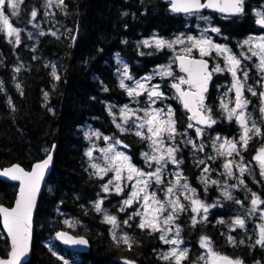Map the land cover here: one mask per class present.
Returning <instances> with one entry per match:
<instances>
[{"label": "trees", "instance_id": "1", "mask_svg": "<svg viewBox=\"0 0 264 264\" xmlns=\"http://www.w3.org/2000/svg\"><path fill=\"white\" fill-rule=\"evenodd\" d=\"M45 4V0H22L15 16L4 9L11 23L20 28L19 46L9 43L0 33V167L17 163L30 169L55 145L53 169L36 209L31 257L26 264H63V259H57L58 254L66 257L68 264H74V260L82 264H124L122 261L126 260L132 264H165L159 256L167 251V245L161 243L159 233L149 234L147 229L142 231L136 227L139 217L129 221L131 227L125 226L123 221L134 209L131 207L120 212L124 196L104 193L105 179L91 174L85 155L88 139L84 126L92 124L99 131L119 137L127 145L133 161L143 165L141 153L148 149L147 144L132 132L119 133L112 115H109L110 102L117 104L129 99L119 86L116 73L119 67H116L120 60H126L131 71H149L166 63L171 53L166 48L157 51L155 47H144L142 41L152 37L170 40L180 34H197L210 27L220 29V34L208 32L217 44L227 46L238 55L247 53L246 47L240 45L249 36L261 32L253 10L264 7V0H245L244 13L232 18L209 13L175 15L165 0H64L63 8L55 4L46 8ZM33 10L37 11L35 21H31ZM199 16L209 17L212 21L197 19ZM41 31L45 35H39ZM53 32L55 36L51 34ZM219 58L212 57V63H220ZM52 65L56 67L58 80L52 76ZM243 65L249 73L247 85L260 91L257 69L250 62ZM16 68L20 71H15ZM174 74V77L181 76L177 71ZM172 80L164 79V86L168 87ZM231 80L227 72L225 76L216 74L205 101L217 121L212 128L205 129L202 137L207 155L193 154L190 145L180 144L178 157L184 160L180 167L190 185L206 204L220 205L210 209L207 220L195 227L191 224L190 209L180 214L177 224L181 227L183 246L188 248V259L183 264L199 260L201 236L209 237L214 251L232 260L242 261V264L264 262V248L255 245V225L260 219L257 214L249 216L247 209L251 207L252 192L264 199V177L260 176L258 166L252 160L256 149L264 145V136L253 137L248 150L243 152L244 162L250 165V171L243 177L235 170L232 179L220 174L224 171L225 157H217L215 161L207 159V156H216L212 141L217 136L239 140V126L234 120L229 121L220 108L222 98L218 91ZM168 91L173 92L170 86ZM233 96L231 93L230 99L224 100H234ZM245 97L250 101L247 113L264 131V117L258 111V95L252 96L246 91ZM170 104L176 113L178 131H186L195 139L194 129L187 128V114L180 103L173 98ZM180 140L178 136L177 142ZM200 142L196 140L197 144ZM201 156L213 169L210 179L221 182L219 187L212 185L205 191L200 180L204 165L194 163ZM237 177L244 180V185L230 188L234 199L225 200L221 188L225 183L237 184ZM16 193V185L0 181V206L11 207ZM99 199L104 200L102 207L106 212L117 217V234L126 233L134 241L131 250L113 242L111 226L103 223L102 214L93 209V203ZM235 200L242 203L237 204ZM237 216L246 218V227L229 231ZM65 220L75 221L77 226L68 228ZM218 220L224 223H217ZM60 231L86 238L89 248L77 252L62 246L56 239V233ZM228 236L234 238L235 244L228 242ZM241 240L244 243H240ZM53 246L56 255H53ZM8 251V241L0 226V256L5 258Z\"/></svg>", "mask_w": 264, "mask_h": 264}, {"label": "snow or ice", "instance_id": "2", "mask_svg": "<svg viewBox=\"0 0 264 264\" xmlns=\"http://www.w3.org/2000/svg\"><path fill=\"white\" fill-rule=\"evenodd\" d=\"M22 0H0V33L14 46H19L21 43L20 29L13 26L9 16L5 14L4 9H11L13 16L18 15V8ZM53 3L56 7H65L64 0H46L45 7L50 8ZM202 9H211L215 12L225 14L226 16H238L244 13V0H170V10L173 13H185L186 15H195ZM46 15L50 13H45ZM257 19L255 23L264 29V13L256 11ZM31 21L37 18V11L31 12ZM201 20L207 21L209 18L205 16L198 17ZM34 27L37 25H33ZM212 32L220 34V29L210 27L203 29L199 38L188 36L186 40L182 37H177L175 40H165L159 37H153L151 40H144V47H155L157 51L164 48L174 49L177 44L187 43L189 46L182 51L184 55H177L174 62H178L179 70L184 75L174 77L171 71V66H160L152 75L145 76L140 80L134 79L128 70L127 65H123L119 72V86L126 92L129 98L137 104L141 103L139 97L146 96L144 102L145 107L133 109L128 105L120 109L119 123H116V118L109 109V115H113V122L116 123L117 129L121 134L132 132L141 141L147 144V151L141 153V158L145 165L150 170H143L133 164L129 155L119 148H126L127 145L118 138L110 136H102L101 133L93 131L87 135L89 140L92 137L103 139L106 147L97 148L93 145L88 148L85 155L89 161V168L92 169V175L103 180L109 173L112 174L111 179L102 185V191L106 194L114 192L116 195H125L121 201L119 211L124 212L131 208L134 204L139 207L124 220L125 226L131 227L129 221L139 217V223L136 225L142 231L147 229L149 234L159 233V240L162 244L169 245L167 251L160 254L159 259L165 264H183L188 259V248L182 247L184 241L181 237V227L177 224L180 214L191 211L190 217L192 227L198 223H203L207 220V213L210 208L218 207L219 204H206L201 200L195 188L187 181V177L183 174L181 165L184 163L183 158L178 157L181 152L180 144L185 147L191 146L193 154L196 152H204L205 145L202 137L205 135V129L212 128L217 121L213 118L212 109L205 104L209 84L212 81L214 73L227 72L231 75V84L228 87L225 96L229 92L234 93V100L221 99L220 108L229 121H235L239 126V140L222 139L217 136L212 141L213 150L216 156H207L208 160H213L217 157H225L223 163L224 171L220 173L226 179H232L235 172L239 173L240 177L250 171V165L244 162L243 152L248 150L249 143L253 137L264 136V131L261 127L252 120L247 113L250 101L246 99L245 92L247 91L252 96L259 95L260 108L259 111L264 117V92L257 93L253 86L247 85L249 73L245 70L242 64L243 60H251L256 58L258 63L256 68L260 74V86L264 87V36L259 38L250 37L243 41L241 48H247V53H241L238 58L232 53V50L225 45L215 44L212 39L204 35V32ZM56 35L55 32L51 33ZM31 35V34H29ZM39 35L45 33L41 31ZM72 39H75L74 37ZM198 51L201 59L192 57L193 51ZM224 60V66L219 64L216 67L209 69L208 62L203 59L205 56H211L212 53ZM144 53H141L143 55ZM119 62V57H117ZM52 76L54 79H59L55 65H52ZM19 72L20 69L16 68ZM155 76H159L162 80L169 77L173 78L170 87L174 92L176 99L184 108L188 124V129H194L195 139L188 136L185 131L179 132L177 129L176 113L173 108L168 105L165 107H156L158 101L168 99L165 93L161 90L160 84H152L151 81ZM125 81H132V85H128ZM17 89L20 85L17 84ZM107 91V88H105ZM47 97V93H45ZM232 104V107H229ZM181 140L177 142V137ZM186 137V139H185ZM196 140H201L199 144ZM94 151H99L101 156L96 158L93 156ZM235 157H239L236 160ZM252 160L260 170V176L264 177V145L256 149ZM52 161V156L49 154L46 159L34 165L30 172L24 171L19 166L0 171V176L7 177L14 181H19V195L15 201V206L11 209L0 206V222L3 229L7 232V238H10L11 247L7 259H0V264H22V259L27 256L30 247V240L33 226V211L36 207V195L40 190V183L44 178L45 170L49 167ZM194 163L204 165L200 180L204 185L205 191L212 186H220V181L210 179V173L213 171L205 159L197 158ZM172 166L169 171L168 166ZM235 170V172H234ZM170 177V178H168ZM237 184H224L221 188V196L225 200H233L230 188H237L244 185V180L237 177ZM153 185L155 189L153 190ZM129 189L125 193V189ZM158 192H163V198L158 195ZM184 201L188 204L185 205ZM237 204H241L240 200H235ZM103 199H99L93 203V209L96 213L102 214V222L111 226L110 235L114 243L126 245L131 250L134 241L125 234H117L119 221L114 215H109L102 207ZM251 207L248 209L249 216L258 213L260 220L264 221V199L255 192L251 194ZM65 225L68 228L74 229L77 222L65 220ZM217 223H224L223 220H218ZM246 227V218L237 216L232 220L229 231H235L237 228L244 229ZM257 238L255 245L264 248V223L257 226ZM56 239L62 241L65 245L87 246L88 240L84 237H74L66 232L60 231L56 233ZM230 244H235L232 236L227 237ZM240 243H244L243 240ZM200 248L204 249L206 256H201L205 264H242V261L232 260L227 256L220 255L212 248V241L207 236H201L199 240ZM53 255H56L53 251ZM57 259H61L57 256ZM63 264H68L67 260H63ZM124 264H132L130 261H125Z\"/></svg>", "mask_w": 264, "mask_h": 264}, {"label": "rangeland", "instance_id": "3", "mask_svg": "<svg viewBox=\"0 0 264 264\" xmlns=\"http://www.w3.org/2000/svg\"><path fill=\"white\" fill-rule=\"evenodd\" d=\"M244 1H245V0H244ZM45 2H46V0H45ZM53 4H55V3H53ZM52 6H53V5H52ZM52 6H51V7H52ZM7 10H8V12L11 13V9H7ZM256 11H261L262 13H264V7H262V8H258V9H254V10H253L254 13H255ZM5 14H6V12H5ZM197 19H199V18H197ZM197 19H196V20H197ZM10 22H11V21H10ZM207 22H208V23H211V19L209 18V19L207 20ZM12 24H13V23H12ZM196 24H198V22H197ZM13 26L16 27L14 24H13ZM33 27H34V26H33ZM16 28L20 29L19 27H16ZM205 29H207V28H205ZM260 31H261V32H260L259 34L256 33V34L251 35L250 37H253V38H259V37H261V36H264V29H261ZM201 32H202V30H200L199 33H197V34H180V35L176 36L174 39H170L169 41H171V40H175L177 37H182V38H184L185 40H186V38H187L188 36H193L194 38H199V37L201 36ZM208 32H209V31H208ZM208 32H204V35L207 36V37H209L210 39H212V38L208 35ZM250 37H249V38H250ZM152 38H153V37H152ZM249 38H248V39H249ZM147 40H151V39H147ZM212 41H213L215 44H217L214 40H212ZM188 46H189V45H188L187 43H185V44H177V45H175V46H174V49H168V48H166V49H168V50L170 51V53H171V56L169 57V60H168L166 63H164L163 65L161 64V65H159V66H157V67H153V68H151L149 71H145V72H141V73H138V72L133 71V70L131 71V66H130V64H129L126 60H120V65H118V66L116 67V68L119 67V68L116 70V73H117V77H118L119 82H120L119 72H120V70L122 69L123 65H127L130 75H131L134 79H136V80H140L141 78H143V77H145V76L152 75V74L155 72V70H156L158 67H160V66H169V65H170V66H171V71L173 72V75H175L174 72L176 71V67H175L174 58H175V56H177V55L185 54L182 50H183L184 48L188 47ZM246 50H247V48H246ZM247 51H248V50H247ZM195 52L199 53L198 51H195V50H194V51L192 52L191 55L195 54ZM232 53H233V52H232ZM233 54H234V55H237L238 58H241V59H242V57H240V55H238V54H236V53H233ZM212 55L217 56L214 52L212 53ZM212 55H211V56H212ZM199 56H200V55H199ZM192 57H193V56H192ZM217 57H219V56H217ZM219 59L221 60V62H220V63L217 62L216 64H215V62H213V63L211 64V68H210V70H211L212 68L216 67L217 64H219L221 67L224 66V60H223L222 58H219ZM248 62H250L252 65H254L255 68H256V64L258 63V61L256 60L255 57H253L251 60H243V59H242V64H244V63H248ZM256 69H257V68H256ZM257 72H258V71H257ZM214 74H215V75L217 74V75L225 76V72H223V73H214ZM214 74H213V76H214ZM228 74H229V73H228ZM258 75L260 76L259 73H258ZM177 77H179V76H177ZM230 77H231V75H230ZM169 78L172 79V77H169ZM231 79H232V77H231ZM172 82H173V80L170 81V82H168V87L171 85ZM125 83L128 84V85H130V86L132 85V81H125ZM151 83H152V84H160V85H161V90L165 93V95H166L167 97H169L168 99H164V100L158 101L157 104H156V107H165V106H168V105H170V106L172 107V105L170 104V100L173 99L172 97H174V92H172V91H168V87H167V86H164V79L162 80L159 76H155L154 79L151 81ZM230 84H231V83H230ZM230 84H224V85H223V88H220V91H218V92H219V96H220V98H223V99L228 98V99H230V95H231L230 92L228 93L227 96L224 95V93L227 92L228 87L230 86ZM256 91H257V90H256ZM259 92H264V87H261V90H260V91H257V93H259ZM125 94H126V92H125ZM126 95H127V94H126ZM233 95H234V93H233ZM127 97H128V95H127ZM233 97H234V96H233ZM258 97H259V95H258ZM146 100H147V97H146V96H141V97H139V101L141 102V103H139V104L133 102V101L131 100V98H129L127 101H124L123 103L113 104L112 102H110V103L108 104V110L111 108V111H112V113L114 114V116H115V118H116V123H119V122H120V121H119L120 109H121L123 106L128 105L129 107H131V108H133V109H136V108H138V107L142 108V107H145V106H146V104L144 103ZM115 106H116V107H115ZM172 108H173V107H172ZM259 108H260V100H258V111H259ZM115 109H116V110H115ZM259 113H260V111H259ZM112 118H113V115H112ZM251 118H252V117H251ZM252 120H253V118H252ZM116 123H115V125H116ZM116 128H117V127H116ZM116 130H118V129H116ZM93 131H96V132L101 133L102 136H110V137H115V138L120 139L119 137H116V136H114V135L107 134V133H105V132H103V131H99V130H97L96 128H94V126H93L92 124H88V125L84 126V134H85L86 136H87L88 134H90L91 132H93ZM118 131H119V130H118ZM119 133H121V132L119 131ZM125 133H127V132H125ZM87 139H88V138H87ZM120 140H121V139H120ZM121 141H122V140H121ZM93 145L97 146V148H104V147H106V145H105V143H104V141H103L102 138H101V139H96V137L93 136L91 140L88 139V141H87L86 151L88 150L89 147H91V146H93ZM118 150H119V151H123L125 154L129 155L130 158H131V160H132V162H133V164L136 165L137 167H139V168H141V169H143V170H146V171H147V170H150V169L147 168V166L145 165V163H144L143 165H138V164H136V163L133 161L131 155L129 154L127 148H119V147H118ZM147 150H148V149H147ZM147 150H146V151H147ZM201 154H202V156H203V155H207V154H206V151L201 152ZM93 156L96 157V158H100L101 154H100L99 151H94V152H93ZM202 156H201L200 159H206L205 157H202ZM199 157H200V156H199ZM168 169H169V171H171V170H172V166L169 165V166H168ZM111 176H112V174L109 173L107 176L104 177V179H105L104 184L107 183V181H108L109 179H111ZM168 178H170V177H168ZM187 181H188V179H187ZM188 183H189V181H188ZM189 184H190V183H189ZM154 190H156V189H154ZM128 191H129V189L126 188V189H125V193H127ZM108 194H111V193H108ZM158 195H159L161 198H163V192H158ZM121 196H124V198H125V195H124V194H122ZM181 200H182L183 203L185 202V201L183 200V197H181ZM138 207H139V206L136 205V204H134V205L132 206V208L134 209V211H135ZM261 207L264 208V206H261ZM249 208H250V207H249ZM249 208H247V209H249ZM210 209H213V208H210ZM257 215H258V213H257ZM258 217H259V215H258ZM259 219H260V218H259ZM261 223H264V221L260 220V222L257 223V224L255 225V228L257 229V226H258L259 224H261ZM250 228H251V226H250ZM257 231H258V229H257ZM120 234H122V233H120ZM120 234H118V235H120ZM52 241H53V240H52ZM51 243H53V242H50V244H51ZM169 247H170V246L167 245V250H168ZM182 247H186V246H183V245H182ZM53 248H54V251H55V247H54V246H53ZM213 250H214V249H213ZM200 252H202V253H201V256H206V253H205L204 249H202V251H200ZM56 253H57V251H56ZM58 256H60L61 259L66 260V257L63 258V255H62V254H58ZM201 256H200V257H201ZM189 264H205V262H204V260H201V259L199 258V260H197V261H195V262H192V263H189ZM261 264H264V262L261 263Z\"/></svg>", "mask_w": 264, "mask_h": 264}, {"label": "water", "instance_id": "4", "mask_svg": "<svg viewBox=\"0 0 264 264\" xmlns=\"http://www.w3.org/2000/svg\"><path fill=\"white\" fill-rule=\"evenodd\" d=\"M167 1L170 2V0H167ZM204 10H207L208 12H211V13H218V14H221V15H223V16H226L225 14H222V13H219V12H215V11H213V10H211V9H202L201 11H204ZM201 11H200V12H201ZM175 14L183 15V14H185V13H175ZM226 17H236V16H226ZM195 59H201V58H195ZM204 60H205V59H204ZM206 61L208 62L209 69H210L209 61H208V60H206ZM176 70H177L178 73L184 75V74L181 73L180 70H179V64H178V62H176ZM213 79H214V77L212 76V81H211L210 84H209V90H208V92H209L210 89H211V85H212ZM180 105H181V104H180ZM181 107H182V105H181ZM182 110L185 112V110H184L183 107H182ZM185 113H186V112H185ZM54 153H55V145H53L51 151H50V152H49V153H48L43 159H41V160H39V161L33 163V164L31 165L30 169H26V168L22 167L21 165H19V164H17V163L12 164V165H9V166H6V167H3V168L0 167V171H2V170H4V169L10 168V167H12V166H19V167H21L22 169H24V171H26V172H30L36 163L41 162V161H43L44 159H46L47 156H48L49 154H51V156H52V161H51L49 167L45 170L44 178H43V180H42L41 183H40V190L38 191V193H37V195H36V207H35V209H34V211H33V226H32V234H31V240H30L29 252H28L27 256L24 257V258L22 259V264H26V263H28L29 260H30V257H31V250H32V243H33V232H34V217H35V214H36V209H37V207H38V202H39L40 196H41V194H42L43 188L45 187L46 182H47L48 178L50 177V174H51L52 169H53ZM0 181L5 182V183H8V184H14V185H17V193H16L15 200H14L12 206H11V207H6V206H4V205H1L2 207H5V208H9V209H11L12 207L15 206V201H16L18 195H19V189H20L19 181H14V180H11V179H9V178H7V177H2V176H0ZM0 225H1V229H2L3 235H4V237L7 239V241H8V245H9V251H8L7 256H6L5 258H3V257L0 256V259H7V258H8V255H9V252H10L11 241H10V238H7V232L3 229L2 222H0ZM66 233H68V232H66ZM68 234H70V233H68ZM70 235H71V234H70ZM72 236H73V235H72ZM74 237H75V236H74ZM85 239H86V238H85ZM58 241H59V240H58ZM59 243H61V244H62L63 246H65V247L72 248V249L77 250V251H86V250L88 249V247H89V242H88V245H87V246L65 245L62 241H59ZM229 258H230V257H229ZM122 263H124V261H122Z\"/></svg>", "mask_w": 264, "mask_h": 264}, {"label": "flooded vegetation", "instance_id": "5", "mask_svg": "<svg viewBox=\"0 0 264 264\" xmlns=\"http://www.w3.org/2000/svg\"><path fill=\"white\" fill-rule=\"evenodd\" d=\"M80 264H82V263H80Z\"/></svg>", "mask_w": 264, "mask_h": 264}]
</instances>
